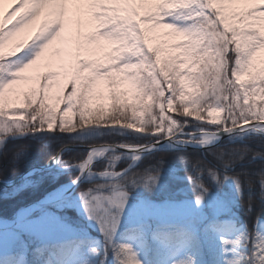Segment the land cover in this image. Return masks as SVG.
<instances>
[{
	"label": "snow or ice",
	"instance_id": "obj_1",
	"mask_svg": "<svg viewBox=\"0 0 264 264\" xmlns=\"http://www.w3.org/2000/svg\"><path fill=\"white\" fill-rule=\"evenodd\" d=\"M73 2L77 5L86 4L90 9V15L100 21L98 29L89 34V41L103 38L117 46L107 54L106 62L87 59L78 61V67L72 75L70 94L66 97H56L57 102L63 100L67 105L62 114L59 132L71 134L72 129L67 125L72 119L69 112L73 108H79L81 120L80 131L76 132L77 138L84 133L98 130L131 131L136 127L135 123H126L121 126V122L129 119L134 121L136 101H143L150 96L152 103L141 104L144 112L148 114L147 120L140 121L141 129L136 133L153 138L154 143L116 146L138 152L151 150L164 140L191 143L196 137V132L187 130L192 125L199 126L202 138L197 142L201 146L211 143L220 131L238 132L242 136L247 135L257 140L259 146L255 149L259 151L245 146L232 149L228 154L222 153L218 157L223 163L222 174L217 169L202 166L199 162L193 163L185 159V164H191L197 172L196 179L189 177L194 187L201 190L196 196L197 204L204 200L209 191L199 178L205 171L218 183L232 179L241 195L245 187V179L242 177L247 178V188L252 190L251 172L244 171L233 176L229 175L227 170L245 161L248 163L256 160L264 161V104L257 103L258 100H264V67H258L253 63L254 54L264 49V30H262L264 11H261L264 9V3L257 8L249 9L246 13L237 14L240 22L245 24L241 27L235 22L230 24L228 18L223 15V8L216 7L213 0H167L166 3L159 4L155 11L141 16L140 19H135L140 13L133 0H73ZM45 8H50V15H55L57 18L46 22L31 42V47L15 59H6L4 54L0 53V97L3 96L5 89L20 77L21 70L41 55L47 42L59 34L65 19L71 23L74 16L86 14L79 6L75 11H71L68 0H19V3L5 17L4 24L0 25V48L20 26ZM16 11L20 14L9 26L8 20ZM256 13L259 15H255ZM165 18L167 27L187 36L188 39L175 45L183 51L166 60L165 65L161 67L156 58L158 49L153 50L148 47L140 21L155 20L156 24H160L165 22ZM184 64H187L186 68L182 67ZM198 66L202 67L198 68ZM85 69L91 70L89 75H82ZM206 72L207 75H205ZM246 73L249 79H241V76ZM119 74L123 75L119 76ZM58 75L59 73L49 72L44 80L47 82L49 78ZM101 76H107L108 87L113 88L112 108L120 112L119 115L111 118L110 124L103 123V113L106 110L104 105L92 107L93 84ZM118 76L120 80L130 81L135 90L131 117L123 114V109L128 106L127 100L121 101V97L114 90ZM189 85L196 87L197 92H199L197 86L205 87V91L199 94L189 93L187 91ZM48 86L47 83L42 85L41 92ZM186 96L193 98L186 101ZM177 102L183 107L184 113L189 115L195 113L196 119H190L183 114L174 119L169 115L168 110L174 108ZM184 103H190L194 107L189 109L184 106ZM38 104V108L33 109L27 122H24L23 114L19 118H9L6 111L11 112L12 109H6L3 104H0V149L4 148L7 135L17 131L21 136L37 133L54 134L52 129L56 124L57 104L48 103L43 96ZM27 105L29 107L32 105L31 96L27 99ZM154 107L158 108V111H155ZM17 111L20 110L17 109ZM201 111H206L208 117H214V113L217 112H226V116L223 123L209 124L204 122L205 117L200 115ZM93 112L101 113L100 119L95 125L85 127L89 115ZM144 112L140 113L141 117L144 116ZM250 121L254 122L249 123ZM116 146L90 145L86 159L75 164L63 159L64 150H61L53 159L65 167H78L80 171L74 178V183H79L81 176L85 173L90 177L94 175L95 169L92 166L98 159L108 157ZM16 155L18 153L14 154V161ZM133 159L139 160L140 157L136 155ZM121 160V154L111 155L106 166L98 173L100 177L106 178L107 183H101L80 194L89 215L101 222L102 229L109 237L118 224V214H115V209L123 210L125 207L128 197L126 186L142 184L151 189L155 187L159 179L158 175L150 173L146 179L139 175L133 176L128 169L118 167ZM259 174L264 176V169H261ZM259 183L262 193L261 201L264 202V179H261ZM252 199L250 196L249 213L252 212ZM224 243L229 246L227 251L230 253V258L227 264H264V220L257 216L251 227H246L235 239L224 238ZM122 248L128 249L130 246L123 245ZM127 255L128 264H138V261L132 259L135 256L134 252L129 251Z\"/></svg>",
	"mask_w": 264,
	"mask_h": 264
},
{
	"label": "rangeland",
	"instance_id": "obj_2",
	"mask_svg": "<svg viewBox=\"0 0 264 264\" xmlns=\"http://www.w3.org/2000/svg\"><path fill=\"white\" fill-rule=\"evenodd\" d=\"M133 2L139 9L140 13V15L136 16L135 19H140L141 16L155 11L159 4L166 3L167 0H133ZM18 3L19 0H0V25L4 24L5 17L8 16V13ZM213 3L216 7L223 8V15L228 18L230 24L235 22L239 26L243 27L245 24L240 22V17L237 14L246 13L251 8L259 7L260 4L264 3V0H213ZM78 6L82 8L86 14L83 16H74L71 23L65 19V23L59 30V34L55 35L47 42L46 47L41 52V55L36 58L33 63L21 70L20 77L10 84L8 88L5 89L3 96L0 97V104H3L6 109H12L11 112L6 111V115L9 118H19V116L23 114V111L20 109L27 105V99L29 96L32 97L33 105H39L38 102L43 96L48 103L57 104L56 124L60 125L62 114L67 105L63 102V100L57 102L56 97H66L70 94L72 90V75L78 67V61L80 59H87L106 62L107 54L112 52L117 46L115 43L109 42L103 38H99L95 41H89V34L98 29L100 21L90 15V9H88L86 4L77 5L73 2V0H68V7L71 11H75ZM261 11H264V9H261ZM50 12V8H45L37 16L20 26L18 30L15 31V33L8 40H6L3 47L0 48V53H3L6 59H15L16 56L22 55L24 51H27L28 48L31 47V42L36 37L37 33L45 26L46 22L53 21L57 18L55 15H50ZM19 14V11L12 14L8 20L9 26H11V24L16 20ZM255 15H259V13H256ZM140 27L144 30L143 34L148 47L153 50L158 49L156 58L159 60V64L163 57H174L181 53L183 49L175 47V45L188 39L187 36L177 33L173 29L167 27L166 18L165 22L160 24H156L155 20H141ZM262 30H264V27H262ZM253 63L258 67H264V49H260L254 54ZM182 67L186 68L187 64L182 65ZM49 72H56L59 73V75L49 78L48 81L45 82L44 77ZM90 72V69H85L82 75H89ZM122 75L123 74H119V76ZM119 76L118 82L114 86V90L121 97V101L127 100V102H134L135 90L133 86L130 81L120 80ZM241 79L248 80V74L246 73L242 75ZM45 83L49 86L45 87L43 92H41V87ZM249 87H251V85H249ZM196 90L197 88L192 87L191 85H189L187 89L189 93H195ZM112 91L113 88L108 87L107 76L99 77L93 84L92 107L96 108L98 105L102 104L107 110L113 100L111 95ZM33 93L35 94L33 95ZM186 97L189 98L192 96ZM260 101L261 100H258L257 103H260ZM136 104L138 107L137 113L139 117H141V102L136 101ZM17 109L20 111H17ZM171 110L172 109L168 110L169 115ZM78 115L79 108H73L72 111L69 112V116L72 117V119L67 126L73 125L74 120ZM225 116L226 112H217L214 113V117H208V121L210 123H223ZM196 132H199V129ZM246 137L248 136L246 135L241 137L239 135H233L222 141L232 142L242 140ZM198 140L199 137H195L194 141L188 144L196 143ZM179 150L202 151L198 148H181L166 151ZM87 153L88 151L82 160L70 163L75 164L83 162L86 159ZM114 154L122 155V160L118 163V167L120 169H127L129 164L132 162L127 157V154L121 152H111L108 157L96 161V163L92 166L95 169V173H99V170H102L106 166L111 158V155ZM149 154L141 156L134 167H136L141 160ZM53 162L54 159L52 158L49 163L52 164ZM54 166L55 167L51 169L44 170L50 171L45 175H50L52 178L56 179L61 175H66L67 177L64 178L62 182L47 191L38 200L28 202L20 208L40 201L52 191L72 182L79 174V171L74 169V167H65L63 164L58 162L55 163ZM42 172L43 171H40V173ZM32 175L24 178L13 187L8 188V191L3 192L4 194H2L16 195L26 188L37 186L39 182H41L42 177ZM95 181H99V179H87V181L82 182L73 191V193L67 197L53 204L38 208L32 214L20 220L12 227L0 229V254L11 253L13 250L19 249L21 253L17 264H27L29 263L28 254L27 251H23L26 249V242L30 240L47 242L64 240L69 237L92 238V233L89 230V227H83L79 226L77 223H72L66 218L68 213L65 211H72L70 214L77 213L85 220L88 226L92 225L94 227H102L101 222L97 218L89 215L84 207L80 195L82 191L89 189V187L85 188L83 185H91V188H93L97 186L93 185ZM100 181L107 182V180ZM202 207L203 202L197 204L196 199H184L180 201H154L145 198H138L134 200L130 195H128L123 210L118 208L115 209V214H118V224L115 231L111 233L110 237L106 233V236L104 237L105 239L95 237L92 240L91 246L85 248L84 250H81V247L77 246L65 264H122V262L123 264H128L129 257L127 253L129 251L135 253V256L132 259L138 261V264H151L149 260V247L146 239L143 238L142 235H136L131 232L122 234L121 230L132 228L148 220L163 222L184 221L195 212L200 211ZM19 209H17L14 214ZM14 214L10 217L0 216V218L11 220L13 219ZM220 220V224L218 226H214L212 231L215 241L218 242V251L221 259L220 264H227V260L230 258V253L227 251L229 246L224 243V238H227L228 240L235 239L246 227H251L254 223H251L250 225L238 223L234 218L227 216L221 217ZM151 240H156V238L151 237ZM123 245H128L130 248L123 249ZM157 245L164 248L160 258V264H192V253L188 252L191 247L189 240L185 239L173 245H169L164 241H158ZM119 247L122 249V256H124L123 258H125V260L118 257ZM112 249H114V254H111L113 252ZM99 253H102L101 257H98ZM113 256H116L118 260ZM55 260H57L56 257ZM31 264H34V262H31ZM43 264L52 263L46 260Z\"/></svg>",
	"mask_w": 264,
	"mask_h": 264
},
{
	"label": "trees",
	"instance_id": "obj_3",
	"mask_svg": "<svg viewBox=\"0 0 264 264\" xmlns=\"http://www.w3.org/2000/svg\"><path fill=\"white\" fill-rule=\"evenodd\" d=\"M171 57H163L160 60V66L165 65L166 60ZM202 67V66H199ZM198 67V68H199ZM207 75V72L205 73ZM199 92L196 90V94L205 91V87L197 86ZM193 97H186V101ZM141 104L147 105L152 103L151 97L144 98L140 101ZM242 102V101H241ZM260 103L264 104V100ZM113 100L107 110L103 113V123H111V118L120 114L118 109L112 108ZM133 102H128V106L123 109V114L126 117L133 115ZM39 105H26L20 110L23 111L24 122H27L29 115L34 108H38ZM185 107L189 109L194 105L190 103H184ZM78 109V108H77ZM142 112L144 108L141 106ZM155 111L158 108L154 107ZM136 119L122 121L121 126L126 123H135L136 127L131 131L127 130H98L87 132L76 137V132L80 131V116L78 115L74 120L73 125L67 126L72 129L71 134H62L59 132V124H56L52 129L54 134L37 133L35 135H19L18 131L14 134L7 135V139L3 149H0V179L12 180L18 175L38 166L48 163L63 147L84 144V145H97V144H128V145H143L154 142L151 137L143 136L136 132L141 129L140 121L147 120V112H144L143 117H139L135 109ZM189 116L190 119L195 120L196 115L192 113L183 112V107L177 102L172 108L170 115L175 119L181 115ZM200 115L205 117V123H209L206 111H201ZM101 113L93 112L89 115V120L85 127L93 126L100 119ZM39 122V117L37 118ZM243 123V122H241ZM47 127V126H45ZM199 126L192 125L187 131H197ZM249 146L257 148L259 142L251 139L249 136L238 141H222L216 146L205 150H179V151H157L145 156L141 162L134 168L129 169L133 176L139 175L144 179L147 175H158V183L155 187L149 189L144 185L132 186L127 185L125 190L128 192L134 200L138 198H145L154 201H180L184 199H196V196L200 189L194 187L192 180L196 179L197 172L191 164L186 165L185 159L195 163L199 162L202 166L208 168L217 169L219 173H223V163L218 157L222 154H228L232 149L243 148ZM23 149V151H21ZM259 151V149H255ZM87 149L73 148L64 151L63 159L68 162H77L85 157ZM16 155L15 161L13 160L14 154ZM261 169H264V161L256 160L255 162L248 163L245 161L243 164H236L234 168H229L227 171L229 175H237L241 172L248 171L252 175L250 179L253 182V189L247 188V178L245 179V187L243 189V195L237 191L235 182L232 179L222 180V182H216L212 179V176L207 171L199 177L203 183L208 187L209 191L205 195L203 207L200 211L195 212L184 221L180 222H163L156 220H148L132 228L122 229L121 233L126 234L128 232L136 235H142L146 239L149 247V256L151 264H160L161 254L164 250L161 246H158V241L167 242L169 245L177 244L182 240H189L191 247L188 252L192 253V264H220V253L218 251V242L215 241L212 228L220 224V218L227 216L234 218L238 223L251 224L255 223L256 217L264 219V202L261 201V188L259 181L264 179L259 173ZM50 171H36L32 176H41V182L37 186L29 187L16 195H3V192H7L8 189H4L0 186V216L10 217L14 212L24 204L38 200L47 191L59 184L66 178V175H61L57 179L52 178L48 174ZM101 183H107L106 181H95L93 185ZM85 188H91V185H83ZM3 193V194H2ZM250 196L252 199V212H248V201ZM217 207V208H216ZM68 213L66 217L72 223H77L79 226L89 227L92 233V238L86 237H69L64 240L58 241H28L26 249L28 261L34 262V264H43L46 260L52 264H65L73 251L77 246L81 247V250L88 248L92 244V240L95 237L105 239V231L102 227L88 226L85 220L77 213L73 214L70 210L65 211ZM64 213V212H62ZM70 214V215H69ZM151 237H155L156 240H151ZM111 250V249H110ZM109 250V253H110ZM114 254V249H112ZM119 258L125 260L122 256V249L119 247ZM21 251L19 249L13 250L11 253L0 254V264H17ZM110 254V255H111ZM121 255V257H120ZM102 253H99L98 257H101ZM55 257L57 260H55ZM115 259L118 260L116 256ZM121 264V263H119Z\"/></svg>",
	"mask_w": 264,
	"mask_h": 264
},
{
	"label": "water",
	"instance_id": "obj_4",
	"mask_svg": "<svg viewBox=\"0 0 264 264\" xmlns=\"http://www.w3.org/2000/svg\"><path fill=\"white\" fill-rule=\"evenodd\" d=\"M254 121H250L249 123H253ZM196 132V131H195ZM199 134L200 132H196V137H199ZM233 135H239L241 137H244L242 136L240 133L238 132H233V133H228V132H225V131H220L218 133V135L216 136V139L212 142V143H209L208 145H205V146H201L199 143H192V144H188V143H178L176 141H169V140H164L163 142L161 143H158L155 145V147L151 150H141V151H135V150H130V149H126V148H123V147H119V146H116V145H119V144H109V145H114L116 147L113 148V151L112 152H121V153H129V152H136L138 154H140V158L141 156L143 155H146V154H149V153H153V152H157V151H166V150H172V149H189V148H198V149H208L209 147L211 146H216L218 145L222 140L224 139H227L229 138L230 136H233ZM154 143V142H152ZM150 143V144H152ZM150 144H143V145H150ZM73 148H83V149H87L89 150V146L87 145H82V144H74V145H69V146H66V147H63L61 150H68V149H73ZM61 150L56 154V156L61 152ZM138 162V161H137ZM137 162H131L128 166L127 169H130L132 167H134ZM55 163H57L55 160L52 164H50L49 162L45 165H42V166H38V167H34L20 175H18L15 179L13 180H1L0 179V186L4 189H8L10 187H13L15 184L19 183L21 180H23L24 178L32 175L34 172L36 171H44V170H48V169H51L53 167H55ZM95 174H98V173H95ZM93 179V180H96V179H99V180H106V178H102V177H94V178H90V180ZM87 181L86 178H80L79 180V183H74V180L72 182H70V187L68 188L67 191H65L59 198L57 199H54V200H47L46 199V196L41 199L40 201H37V202H34L33 204H36L38 206V208H41V207H44V206H47V205H50V204H53L65 197H67L68 195H70L71 193H73V191L82 183V182H85ZM55 191V190H54ZM53 192V191H52ZM30 205V204H29ZM25 207V206H24ZM23 208V207H22ZM20 208L13 216V219L9 220V219H4V218H0V221L2 222H6L8 221L7 224H3V225H0V229H6V228H9V227H12L13 225H15L16 223H18L20 220L22 219H19L18 218V212L22 209Z\"/></svg>",
	"mask_w": 264,
	"mask_h": 264
},
{
	"label": "bare ground",
	"instance_id": "obj_5",
	"mask_svg": "<svg viewBox=\"0 0 264 264\" xmlns=\"http://www.w3.org/2000/svg\"><path fill=\"white\" fill-rule=\"evenodd\" d=\"M202 138V135L201 133L199 134V139ZM216 138H214L212 140V142L215 140ZM211 142V143H212ZM198 143V142H197ZM127 154V157L132 161V162H137L139 160H134L133 159V156H136L138 155L140 157V154L136 153V152H129V153H126ZM106 158V157H105ZM104 159V158H102ZM98 160H101V159H98ZM97 160V161H98ZM74 169L79 170L78 167H74ZM82 178H86V179H90V178H94V177H100L99 174H94L92 175L91 177L87 175V173H85L83 176H81ZM70 187V184H65L61 187H59L58 189H56L55 191L49 193L48 195H46V199L47 200H54V199H57L59 198L65 191L68 190V188ZM38 209V206L36 204H30V205H27L25 207H23L19 212H18V218L19 219H24L25 217L29 216L30 214H32L35 210ZM8 221L6 222H2L0 221V225H3V224H7Z\"/></svg>",
	"mask_w": 264,
	"mask_h": 264
}]
</instances>
